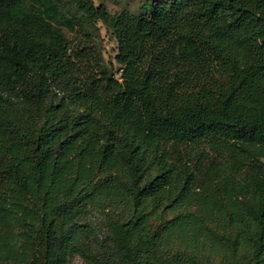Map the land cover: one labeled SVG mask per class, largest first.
<instances>
[{
    "label": "trees",
    "instance_id": "16d2710c",
    "mask_svg": "<svg viewBox=\"0 0 264 264\" xmlns=\"http://www.w3.org/2000/svg\"><path fill=\"white\" fill-rule=\"evenodd\" d=\"M94 1L0 0V264H264V0Z\"/></svg>",
    "mask_w": 264,
    "mask_h": 264
},
{
    "label": "rangeland",
    "instance_id": "374dc122",
    "mask_svg": "<svg viewBox=\"0 0 264 264\" xmlns=\"http://www.w3.org/2000/svg\"><path fill=\"white\" fill-rule=\"evenodd\" d=\"M55 4H57L60 9L65 12V14L69 17L76 16L77 10L75 6L72 4L71 0H53ZM147 0H95V4L98 6L100 3H104L108 10L112 14H120L123 11H130L133 14H138L142 8V6L146 3ZM87 36L90 40L94 41V44L98 50V52L102 55L104 64L108 67L114 69L117 73V77H119L118 71L120 69L119 65L116 62V56L118 54V42L112 33L102 24V22H97L92 26H88ZM66 34L68 38L72 41H80L86 38L85 33L78 28L77 32L71 33L66 30ZM192 212L195 209L191 210ZM94 221L99 217L97 214H93L90 216ZM172 215H167L166 213L158 212L153 221L156 225H159L163 221L171 218ZM219 233L225 234L223 231ZM228 237L233 240L236 237L237 229L228 230L226 233ZM203 254L209 257L214 258L215 264H228V261L225 260V252H220L219 254H214L209 250H204ZM244 251H241L238 255L234 256L232 253H228L230 257V261L235 262L236 264H243L241 260V256H243ZM70 264H87L79 257H75L71 260Z\"/></svg>",
    "mask_w": 264,
    "mask_h": 264
}]
</instances>
